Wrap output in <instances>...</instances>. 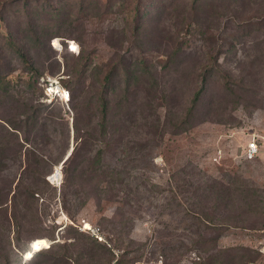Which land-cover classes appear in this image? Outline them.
<instances>
[{"label":"rangeland","instance_id":"rangeland-1","mask_svg":"<svg viewBox=\"0 0 264 264\" xmlns=\"http://www.w3.org/2000/svg\"><path fill=\"white\" fill-rule=\"evenodd\" d=\"M8 1L0 264H62L32 263L24 246L66 264H108L115 249L124 262L240 264L244 247L259 253L246 264H264V0H91L56 21L40 15L42 0ZM36 24L51 27L35 37ZM42 77L68 99L45 95ZM251 136L260 151L245 160Z\"/></svg>","mask_w":264,"mask_h":264},{"label":"trees","instance_id":"trees-1","mask_svg":"<svg viewBox=\"0 0 264 264\" xmlns=\"http://www.w3.org/2000/svg\"><path fill=\"white\" fill-rule=\"evenodd\" d=\"M14 1H16V0H14ZM37 1H39V0H37ZM42 1L43 2L40 1L41 3L39 4V7H40L39 8L40 9L39 10L40 11L39 13H40V15H41V13H46L47 14V12H49V14L51 16L50 17V20L56 21V20H58L56 18H59V17H62V16L65 17V16H67L66 13H70L71 12V10L69 9L71 7V5H73V4H79L80 7H84V6H86V4H89V2L91 0H70L68 2H66L65 0H63V1L62 0H58L57 2H54L52 0H50V1L42 0ZM142 1L143 0H140L139 3H141ZM28 2H29L28 0H21V3L22 4H25V3H28ZM8 3H9L8 0H3L2 2H0V7H7L8 6ZM21 3L17 4V6H20ZM13 4H16V3L13 2L12 5ZM9 5H11V3ZM67 5L69 7L68 9H66V6ZM139 6L136 7V9L134 10V14H135L134 16H137L138 17L137 21H140L142 19V14H144V10H145V9H143L142 11H140ZM8 9H9V6H8ZM48 27H51V26H47V24L45 26H43V27L38 26L37 24L36 25H32L31 26V33L33 34V36L38 37L40 33H43V34L46 33ZM140 27H141V24L139 22H137L133 26V34L136 35L138 33V30L140 29ZM53 34H54V32H50V34L48 36H46V40H48ZM46 43H47V41H46ZM16 50H17L18 55H20L21 57H24L25 56V54L23 53V50H21L20 48H17ZM120 63L122 65V73H123V75L126 76V78H128L130 75H132V71L129 69V66H125L122 62H120ZM29 67L31 69L32 68V65L30 64ZM115 70H116V66L113 65V67L111 68V73H113ZM34 72L36 74H38L36 70H34ZM109 80H110V77L109 76H106L105 81H109ZM205 80L206 79L204 78L202 80L201 85L195 89V91L193 93V96L191 98V102H190L191 104H190L189 112L192 111V109L194 108V106H195L196 102L198 101L199 97L203 93V91L205 89ZM74 150H75L74 148L71 149L70 154L64 160L63 163H66V161H68L69 157L70 156L72 157L74 155V153H75ZM99 159H100V154H99V151H97L96 154L94 155V159L92 161H90V164L98 163L99 162ZM70 160L71 159H69V161ZM68 162L65 165L66 169H67ZM95 169H98V168H94V169H92V171L95 172ZM100 174L103 175L104 174V171H101ZM65 182H66V178H65ZM33 192L34 191L29 190L28 193H30L31 195H33ZM15 248H18V246H15ZM240 249H242L243 252L242 253L236 252L235 255H234L235 257H237L238 261H240V264H246L247 262L252 261L256 257V255L259 254L258 252H255L256 255H254V252L252 250H250L249 248L242 247ZM17 251L18 252L19 251H22V252L31 251L32 252V255H31L29 261H31L32 263L38 257H42L43 258V261H46L47 258L45 259V256H49L50 259L53 258L54 260H56V262L59 261L62 264H66V263L71 262V259L69 258V256L67 254L62 253V254H60L58 256H55V255H53V252H51L52 250L51 251L50 250H47V251H42V252H36V250H33L32 251L31 246L30 247L24 246L22 248V250H20L18 248ZM1 259L5 260L6 258H4L3 256H1ZM16 264H18V263L16 262ZM198 264H205V263L204 262H200Z\"/></svg>","mask_w":264,"mask_h":264},{"label":"built area","instance_id":"built-area-1","mask_svg":"<svg viewBox=\"0 0 264 264\" xmlns=\"http://www.w3.org/2000/svg\"><path fill=\"white\" fill-rule=\"evenodd\" d=\"M68 47L73 51L71 47V41L68 42ZM41 81L45 83L44 93L47 96H57L60 99L66 100L68 99V93L65 92L59 85L58 80L55 78H46V80L42 77ZM260 151V145L255 136H251L250 139L246 142L245 147L242 151V158L245 160H251L255 158V156ZM82 231L90 233V235L96 237L98 240H103L98 228H90L89 226H84L81 228ZM122 251L119 249L113 250V257L109 261L108 264H162L163 259L159 256L157 258H133L128 260V262H124L121 259Z\"/></svg>","mask_w":264,"mask_h":264},{"label":"bare ground","instance_id":"bare-ground-1","mask_svg":"<svg viewBox=\"0 0 264 264\" xmlns=\"http://www.w3.org/2000/svg\"><path fill=\"white\" fill-rule=\"evenodd\" d=\"M71 47H72V45H71ZM58 176H59V175H58V172L55 171L54 174L52 175V178H57ZM43 244H44V243L37 242V243L35 244V246H36V247H40V246H43ZM32 248L34 249V246H32ZM33 249H32V250H33ZM31 255H32V252H31Z\"/></svg>","mask_w":264,"mask_h":264},{"label":"water","instance_id":"water-1","mask_svg":"<svg viewBox=\"0 0 264 264\" xmlns=\"http://www.w3.org/2000/svg\"><path fill=\"white\" fill-rule=\"evenodd\" d=\"M68 155H69V154H67V155L65 156V158L63 159V162H64V160L68 157Z\"/></svg>","mask_w":264,"mask_h":264}]
</instances>
